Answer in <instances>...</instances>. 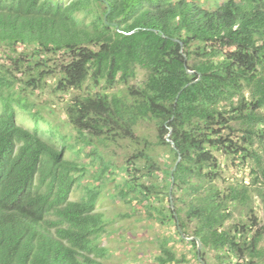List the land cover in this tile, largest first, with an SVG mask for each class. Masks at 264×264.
Wrapping results in <instances>:
<instances>
[{
  "label": "trees",
  "instance_id": "1",
  "mask_svg": "<svg viewBox=\"0 0 264 264\" xmlns=\"http://www.w3.org/2000/svg\"><path fill=\"white\" fill-rule=\"evenodd\" d=\"M215 3L0 0V264H106L99 243L107 222L96 207L115 172L124 178L118 197L174 225L159 239V264L187 263L172 243L200 262L178 221L208 264H264V219L256 231L252 219L228 225L241 207L255 216L254 193L264 211V0ZM140 70L145 80L130 85ZM119 84L121 93L107 92ZM49 88L86 90L66 112L76 142L91 148L99 183L80 200L71 195L89 172L66 157L70 137L58 126L50 138L39 131L34 98ZM142 122L155 123L156 142L136 135ZM125 140L136 151L121 167L99 152ZM222 158L248 168L252 183L220 187Z\"/></svg>",
  "mask_w": 264,
  "mask_h": 264
},
{
  "label": "rangeland",
  "instance_id": "2",
  "mask_svg": "<svg viewBox=\"0 0 264 264\" xmlns=\"http://www.w3.org/2000/svg\"><path fill=\"white\" fill-rule=\"evenodd\" d=\"M68 1V0H64ZM217 0H204L206 7L215 8V2ZM226 0H218V2H223ZM145 80V72L140 70L136 79L130 82L132 86H138ZM53 84V80L50 82ZM125 89L123 84H119L113 89L107 92L121 93ZM95 91H102L101 87L95 88ZM86 92V90H85ZM82 91H73L70 95L63 92H53L52 88H49L45 93H36L34 102L36 106L41 111L43 120L40 121L39 131L44 133L46 138H50V135L46 131L50 126H58L59 130L66 136L70 137L69 147L70 149L66 151V157L68 159L76 160L80 165H86L88 168V174L82 179L80 184L75 187L71 200H80L87 195L86 187L93 185L97 187L99 183H96L91 176L95 175L96 167L92 166L91 163L93 159L89 158L87 155L91 153V148H83L82 144L76 142L77 132L66 123L68 121L67 117V107L71 99L74 96L84 94ZM18 121L21 125L28 129H34L36 122L29 115L21 114L18 117ZM157 129L155 123L142 122V124L136 129V135L138 137L147 136L150 141H157ZM167 139V137H166ZM54 141V140H53ZM131 142L125 140L117 144L110 143L109 147L100 146L99 152L108 160H113L117 166H123L128 158L131 156L133 151H136L134 146H130ZM71 146H74L71 148ZM81 148L83 150L80 152ZM142 149V148H141ZM158 152L161 153V149L157 148ZM166 153H163L160 157L161 163L164 164ZM95 165H100L101 160H95ZM138 164L142 162L138 161ZM146 167V165L144 164ZM143 166V167H144ZM115 180H111L113 177H109V180L102 182L100 190V198L96 207V213L102 214L105 221L107 222V232L104 234L103 238L100 240L99 246L108 250L106 264H159L157 261V256L159 255V239L162 238L166 231H171V233L176 232L174 225L171 226H161L155 221L147 219L146 207L144 204L130 205L118 197V187L117 185L124 183L123 176L119 172H115ZM147 178H141V182L148 183ZM245 184L250 185L252 183V177L250 170L245 167H236L231 161L222 158V170L221 176L218 179V185L220 187H227L231 184ZM256 197V207L255 216H248L244 214V208L234 212V218L228 222V225H234L240 221L248 222L250 219L252 221L250 224L257 225L258 222L262 223L264 219V211L261 209L260 201ZM174 200V199H173ZM171 202V201H170ZM175 206V203H174ZM254 217V218H253ZM178 221V220H177ZM261 225V224H260ZM259 224L255 228L259 230ZM178 226L180 223L178 221ZM181 227V226H180ZM183 232V231H182ZM184 233V232H183ZM167 235H170L168 233ZM179 240L177 237L174 240ZM186 240V239H185ZM175 252L179 255L184 253L187 257L186 264H208L210 258L205 257L202 253V262H197L194 260L189 247H184L182 243H172ZM264 245V242H263ZM203 251V247H202ZM205 257V258H204Z\"/></svg>",
  "mask_w": 264,
  "mask_h": 264
},
{
  "label": "water",
  "instance_id": "3",
  "mask_svg": "<svg viewBox=\"0 0 264 264\" xmlns=\"http://www.w3.org/2000/svg\"><path fill=\"white\" fill-rule=\"evenodd\" d=\"M115 26H116V25H115ZM184 57H185V65L187 66L188 58H187L186 55H184ZM187 71H188V73H190V74H193V73H194V71H190L189 69H188ZM200 80H201V75H199V78H198L196 81H194V82L189 83L188 85H186L185 89L188 88V87H190V86L193 85L194 83L199 82ZM171 135H172V129H170V133H169V135L167 136V141L170 142V143L173 145V147H175V143H174L173 141H171V139H170ZM181 159H182V158H181V156H180L177 165L179 164V162L181 161ZM173 186H174V183H173ZM170 201H171V207H172V209L174 210V209H175V206H174V200H173V195H172V193H171ZM175 215H176V214H175ZM178 228H179V231L181 232V235H182V237H183L184 239H186V240H188V241H194V240L197 241V243H198V259H199L200 262H202V247H203V244L201 243V241H200L199 239H197V238H194V237H193V238H188V237H186V235L181 231V227L178 226ZM204 264H205V263H204Z\"/></svg>",
  "mask_w": 264,
  "mask_h": 264
}]
</instances>
